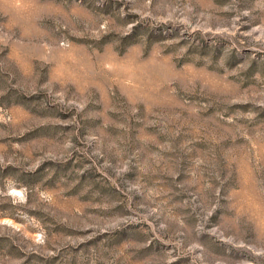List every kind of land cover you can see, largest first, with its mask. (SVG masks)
I'll list each match as a JSON object with an SVG mask.
<instances>
[{
    "label": "rangeland",
    "instance_id": "rangeland-1",
    "mask_svg": "<svg viewBox=\"0 0 264 264\" xmlns=\"http://www.w3.org/2000/svg\"><path fill=\"white\" fill-rule=\"evenodd\" d=\"M0 264H264V0H0Z\"/></svg>",
    "mask_w": 264,
    "mask_h": 264
}]
</instances>
